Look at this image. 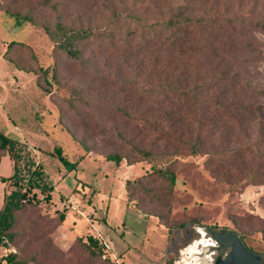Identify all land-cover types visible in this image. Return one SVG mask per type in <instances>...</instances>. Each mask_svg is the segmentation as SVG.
<instances>
[{"label": "rangeland", "instance_id": "1", "mask_svg": "<svg viewBox=\"0 0 264 264\" xmlns=\"http://www.w3.org/2000/svg\"><path fill=\"white\" fill-rule=\"evenodd\" d=\"M143 7L149 12L142 25L124 18L110 21V8ZM0 12V131L25 143L54 185L47 205L19 215L17 231L31 228L40 213L63 211L64 222L48 236L68 257L75 238L90 233L106 245L114 264H185L182 250L201 239V230L236 231L234 219L247 214L264 219V185H252L237 173L224 174L211 155L191 156L177 143V135L168 138L172 127L166 114L172 116L177 105L164 89L156 88L154 94L153 47L147 44L148 51L138 53L133 35L148 32L154 0H51L48 5L0 0ZM56 22L90 28L97 35L79 45V57L71 59L40 29ZM254 36L260 43L258 57L247 70L251 86L264 91V35ZM126 37L135 51L128 57ZM10 41L20 44L6 50ZM173 65L172 78L177 79L181 63ZM43 70L48 77L53 74L51 84L44 82ZM193 85L189 81L187 88ZM254 105L264 109L263 98ZM254 138L253 130L248 140L241 138L246 150L252 149L247 143ZM55 147L70 162H78L75 170L67 172L51 155ZM164 154L170 155L168 162H154V155ZM109 156L121 161L116 165ZM157 168L174 173V187L158 176ZM10 173L5 156L0 177ZM7 189L0 182V205ZM46 225L44 229L41 222L38 229L47 232ZM240 229L248 232L246 246L264 253L255 227ZM16 251L14 246L0 247V264Z\"/></svg>", "mask_w": 264, "mask_h": 264}, {"label": "trees", "instance_id": "2", "mask_svg": "<svg viewBox=\"0 0 264 264\" xmlns=\"http://www.w3.org/2000/svg\"><path fill=\"white\" fill-rule=\"evenodd\" d=\"M40 1L48 5L51 0ZM2 12L33 23L27 16L7 9ZM148 12V7L140 11L110 8L109 16L112 23L124 18L141 24ZM146 28L148 32L133 35L140 45L138 53H146L147 44L153 47L154 94L156 88L164 89L169 100H174L172 104L177 105L172 116L166 114L172 127L168 138L177 135L175 140L183 144L191 156L211 155L212 163L217 162V170H223L224 174L237 173L252 185H264V109L254 105L259 98L264 100V91L251 86L252 77L247 70L258 57L256 51L260 43L254 35H264V0H154V22ZM40 29L54 48L71 59L79 57V45L97 35L90 28H73L59 22L53 26L44 24ZM129 38L124 42L126 57L135 54ZM18 44L20 42L10 41L6 50ZM174 62L181 63L177 79L172 78ZM42 74L44 82L51 84L53 74L48 77L45 70ZM189 81L194 85L187 88ZM252 130L255 140L247 143L252 149L246 150L242 142L249 139ZM51 155L67 172L78 165L63 156L60 147H55ZM5 156L11 163V173L0 177V182L8 186L0 205V247L14 246L17 251L8 253L2 259L4 264H114L106 245L90 233L75 238L69 257L54 245L48 233H53L64 222L63 211L40 213L31 228L17 231L19 215L47 205L54 185L26 144L0 131V164ZM107 159L116 165L121 161L118 156ZM168 160L170 155H154L155 163ZM156 171L170 188L174 187L172 171L167 168ZM261 201L264 203V196ZM54 220L52 225L48 223ZM41 222L44 229L48 224L46 233L38 229ZM234 226L238 227V232L215 227L206 230L237 235L249 252L252 251L245 244L248 232L240 228L255 227L264 241V219L247 214L236 217ZM254 254L259 256L260 264H264V253Z\"/></svg>", "mask_w": 264, "mask_h": 264}, {"label": "water", "instance_id": "3", "mask_svg": "<svg viewBox=\"0 0 264 264\" xmlns=\"http://www.w3.org/2000/svg\"><path fill=\"white\" fill-rule=\"evenodd\" d=\"M210 238L220 249H230L224 258H217L214 264H260V258L247 251L237 235L230 232H212Z\"/></svg>", "mask_w": 264, "mask_h": 264}, {"label": "flooded vegetation", "instance_id": "4", "mask_svg": "<svg viewBox=\"0 0 264 264\" xmlns=\"http://www.w3.org/2000/svg\"><path fill=\"white\" fill-rule=\"evenodd\" d=\"M202 232L204 233L203 238L204 237L206 238L207 235H209V238H210L211 233L215 232V231H207V230L203 229ZM210 239H208V240L210 241ZM212 243H213V245L202 247L201 250L199 251V253H197L198 256L197 255L196 256H197V259L199 261L198 262L199 264H214V262L217 258H219V257L224 258L228 254V252L230 250L229 248L220 249V247L214 241H212Z\"/></svg>", "mask_w": 264, "mask_h": 264}, {"label": "bare ground", "instance_id": "5", "mask_svg": "<svg viewBox=\"0 0 264 264\" xmlns=\"http://www.w3.org/2000/svg\"><path fill=\"white\" fill-rule=\"evenodd\" d=\"M201 239L199 241L194 242L193 244H190L185 249L182 250V258H184L185 264H199L198 259L195 257L197 253H199L198 248L201 245L202 247L213 245L212 242L209 240H206L204 236V233L202 230L200 231Z\"/></svg>", "mask_w": 264, "mask_h": 264}, {"label": "built area", "instance_id": "6", "mask_svg": "<svg viewBox=\"0 0 264 264\" xmlns=\"http://www.w3.org/2000/svg\"><path fill=\"white\" fill-rule=\"evenodd\" d=\"M179 262H180V261H177V262H175V264H180Z\"/></svg>", "mask_w": 264, "mask_h": 264}, {"label": "crops", "instance_id": "7", "mask_svg": "<svg viewBox=\"0 0 264 264\" xmlns=\"http://www.w3.org/2000/svg\"><path fill=\"white\" fill-rule=\"evenodd\" d=\"M1 13V12H0Z\"/></svg>", "mask_w": 264, "mask_h": 264}]
</instances>
